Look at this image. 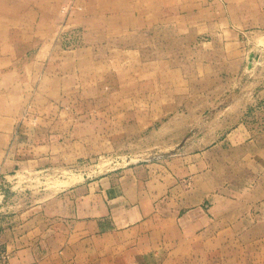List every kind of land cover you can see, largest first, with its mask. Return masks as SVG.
Returning a JSON list of instances; mask_svg holds the SVG:
<instances>
[{
    "label": "crops",
    "instance_id": "crops-1",
    "mask_svg": "<svg viewBox=\"0 0 264 264\" xmlns=\"http://www.w3.org/2000/svg\"><path fill=\"white\" fill-rule=\"evenodd\" d=\"M70 2L80 9L65 20L60 8ZM202 6L203 0H0V175L30 166L35 216L51 219L48 236L37 228L29 241L23 229L18 244L15 237L4 242V264H252L251 251L234 247L242 238L234 225L213 228L215 218L205 222L196 209L158 207L159 184L128 182L115 168L74 169L112 151L134 123L132 115L123 118L135 101L151 100L156 86L168 87L177 76L168 59H143L140 45L123 44V36L152 21L202 19ZM63 21L76 28L78 44L55 41ZM146 86L153 89L144 94ZM45 192L52 194L38 198Z\"/></svg>",
    "mask_w": 264,
    "mask_h": 264
},
{
    "label": "rangeland",
    "instance_id": "rangeland-1",
    "mask_svg": "<svg viewBox=\"0 0 264 264\" xmlns=\"http://www.w3.org/2000/svg\"><path fill=\"white\" fill-rule=\"evenodd\" d=\"M78 7L68 15L62 6L60 11L66 20ZM202 11L199 20L152 21L144 31L123 36V44L140 45L143 59H168L177 76L168 87L142 88L156 95L135 101L124 115L125 123L131 115L134 123L118 134L113 150L74 169L115 168L128 182L157 183L158 207L196 209L205 222L215 218L213 228L234 225L242 234L235 249L251 251L252 264H264V3L203 0ZM58 26V44H78L75 27L66 21ZM29 168L0 175V251L7 254L3 243L15 237L18 244L23 229L29 241L38 230L50 234L51 219L43 223L35 216L37 192L27 185L37 178L26 174ZM45 203L50 207V198ZM25 216L27 224L20 226Z\"/></svg>",
    "mask_w": 264,
    "mask_h": 264
},
{
    "label": "built area",
    "instance_id": "built-area-1",
    "mask_svg": "<svg viewBox=\"0 0 264 264\" xmlns=\"http://www.w3.org/2000/svg\"><path fill=\"white\" fill-rule=\"evenodd\" d=\"M74 7V4L72 2L68 3L67 5L65 6H62L61 8V11L62 12H65L66 15H68L69 11ZM79 8V7H78ZM63 31V30H62ZM70 31L72 32V30H68L67 29V32ZM65 32V31H63ZM28 114V110H26L24 113H23V117H25V115ZM7 259V253L6 252H3V251H0V264H4L5 260Z\"/></svg>",
    "mask_w": 264,
    "mask_h": 264
}]
</instances>
